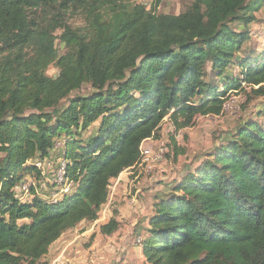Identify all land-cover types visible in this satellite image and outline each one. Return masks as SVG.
Returning <instances> with one entry per match:
<instances>
[{"label": "trees", "instance_id": "16d2710c", "mask_svg": "<svg viewBox=\"0 0 264 264\" xmlns=\"http://www.w3.org/2000/svg\"><path fill=\"white\" fill-rule=\"evenodd\" d=\"M44 1L0 0V264H44L63 234L96 221L111 181L141 163L143 142L160 138L166 117L182 130L224 114L229 92L264 98V53H241L264 0H191L180 14L158 13L162 0L151 9L56 0L64 12L83 11L85 27L40 20L31 9ZM84 85L94 92L73 96ZM172 140L168 153L184 154ZM205 156L155 202L135 245L147 264H264V113L242 119ZM63 160L70 193L54 201L36 185L20 198L25 179L43 180L37 162H53L55 176ZM118 228L112 218L100 231Z\"/></svg>", "mask_w": 264, "mask_h": 264}, {"label": "rangeland", "instance_id": "374dc122", "mask_svg": "<svg viewBox=\"0 0 264 264\" xmlns=\"http://www.w3.org/2000/svg\"><path fill=\"white\" fill-rule=\"evenodd\" d=\"M153 1L154 0H140L139 2L146 5L148 9H151ZM42 3L43 4H41L38 8L31 9V13L34 16L38 17L40 20L46 19V16L49 17L57 16V17H61L62 20H64L68 25H71L73 27H85L86 25H88V20L86 19L85 14L81 10H76L73 12V10L70 9L67 12H64L60 9V4L56 0H52V1L47 0ZM190 5H191V0H162L161 5L157 9V12L164 14H180L181 12H184ZM256 16H257V20L252 22L248 27V31L250 32V38L243 45V48L241 50V53L243 55L250 54L252 56L259 57L261 56V54L264 53L263 6L261 7L260 11L257 12ZM238 26L239 25L235 24V27ZM56 34L60 36L62 34V29L59 28L56 31ZM56 45L59 50V53L64 54L66 48L64 44L60 41V39L56 41ZM233 69H234V76H239L241 72L240 68L238 66H235ZM58 72L59 69L55 65H51V67L48 69L49 76L56 77ZM222 84L223 82L222 83L220 82L221 87ZM92 92H94V89L91 87V85H84L83 88H81V90L79 91H76L73 94V96H79L85 94L87 95ZM250 96L243 90L240 91L235 90L229 92L227 95V102H226L227 107L225 109L224 114L219 116H206V117L201 116L198 118L194 126L187 127L179 131L171 130V127H173L174 125L170 121V118L166 117L165 120L169 119V121L164 123V127L162 126L161 129V131L162 130L164 131V136L166 137L163 139L164 140L163 142L169 145L170 144L169 139L171 135L176 136L175 140H178L177 142L180 143V147L184 148L185 151L188 153V160L189 158L196 159L197 156H200L201 154L206 155V153H208L209 151L215 150L214 148L217 145L222 144L224 141L221 140L222 137L226 136V134L229 133L230 131L236 129L242 119L244 120L252 119V118L255 119L260 113H264V98L250 97ZM67 103L68 100H64L62 105L66 106ZM90 132L92 133L94 131L92 130ZM90 132L86 133V135H89ZM158 145L159 143L155 145L152 144L151 146H155L156 149L158 148ZM177 155L178 154L176 150L173 151L171 150V152L168 153V156L166 155L165 159H163L159 163V168L155 170V173L156 172L159 173L157 175H159L160 177H165V179L169 181L168 182L169 185L177 181V178L173 177L177 169L173 168L172 166H175L176 164L178 165V162L186 157L185 154L184 155L180 154L178 156L179 157V161H178ZM55 170H56V166L52 162H49V164L45 166L44 175L42 174L41 177L43 178V180L42 182L40 181V183H45L46 188H43V186H41V184L38 182L36 187L38 193L41 196L42 194L50 193L47 191L49 188H51L48 185H51L53 183L52 181L54 179ZM31 178L35 180L36 174L34 173L33 175H31ZM149 178L150 177H148V179ZM129 186L130 184H128V187ZM170 189L171 191L168 192L167 196H169L172 192V188ZM29 193L30 192L22 193L19 190L17 191V194L20 196L22 200H26V199L29 200L30 199ZM134 193L135 191L131 189V194L128 195L127 193V196L125 197V199H122V202L119 203L117 202V204L115 203L112 205L115 206L120 204L119 207H113L114 211H112V213L114 214V216H117V213H120V210L123 209L122 207L123 205L127 204L128 206V202H127L128 200L130 204L133 200H135V198H132ZM51 194L52 195L48 196L47 198H53L54 194L52 192ZM137 200L138 199H136V201ZM93 236L94 239L88 238L90 240L84 243V246L86 248H88L93 242H98L101 244L104 243L105 241H108V237L102 235L101 233L98 234L95 233ZM81 244H83V240H81ZM117 254H121V252L118 251ZM90 256L91 255H89V257ZM93 261H94L93 259L89 258V262L92 263ZM122 261L123 260L120 259L119 263H121Z\"/></svg>", "mask_w": 264, "mask_h": 264}, {"label": "crops", "instance_id": "0c3cea01", "mask_svg": "<svg viewBox=\"0 0 264 264\" xmlns=\"http://www.w3.org/2000/svg\"><path fill=\"white\" fill-rule=\"evenodd\" d=\"M241 56L243 57L242 54ZM232 72H234V69H232ZM168 121L169 119H166L164 123ZM171 130L176 131V128L173 126L171 127ZM226 136L222 137L221 140H224ZM164 138L166 137L162 130L159 139H148L143 142V145L151 146L152 144L164 143ZM172 139H176V136L171 135L169 139L171 143L173 141ZM175 141L177 142L178 140ZM177 144L180 147V143L177 142ZM212 151H209L208 153H212ZM184 154L186 157L180 161L178 157L180 154H178V165L176 164L175 166H172L177 169L173 176L174 178H177V181H179L188 171L198 166V164L206 157L204 154H201L200 156H197L196 159L189 158L188 160V153L185 151ZM49 162L51 161L44 162L43 170ZM134 174H136V177L133 179L132 176ZM157 174L159 173L154 172L152 175L147 174L144 169V164H139L134 170L128 169L121 173L119 177L114 178L111 181L109 199L107 203L102 206L98 219L94 222L83 221L76 228L63 234L61 238L52 244L44 259L49 260L60 257L64 260L65 264H147L142 247L135 245L134 243V234L141 235L144 238L148 235L150 219L154 215L155 202L161 198H165L168 192L171 191L170 188L172 183L169 185V181L166 180L165 177H160ZM148 177L150 178L148 179ZM40 184L43 188H46L45 183ZM128 184H130L129 187ZM131 189L135 191L132 196L135 200H133L131 204L128 200V206L127 204L123 205V209L120 210V213H117V216H114L112 213V211H114L113 207H119L120 204L115 206L112 205L115 203L117 204V202H122V199H125L127 193L128 195L131 194ZM49 190L50 188L47 191H52V193H54L56 189ZM43 195L46 198L50 196L48 193ZM59 195L62 196L63 194ZM136 199L138 200L136 201ZM113 217H115L119 223L118 230L112 235H105L108 237V241L101 244L93 242L88 248H86L84 243L90 240L88 238L94 239L93 235L95 233H101L100 227L108 223ZM21 222L25 223L29 222V220H23ZM78 230L81 231L79 232ZM81 240H83V244H81ZM118 251H120L121 254H117ZM89 255L91 256L89 257ZM88 257L94 261L92 263L89 262ZM120 259L123 260L121 263H119Z\"/></svg>", "mask_w": 264, "mask_h": 264}, {"label": "built area", "instance_id": "2783aa9c", "mask_svg": "<svg viewBox=\"0 0 264 264\" xmlns=\"http://www.w3.org/2000/svg\"><path fill=\"white\" fill-rule=\"evenodd\" d=\"M226 104H225V109H226ZM64 143L62 141H58L56 143V148L61 149L63 148ZM152 147V148H151ZM145 146L142 145L141 150H142V160L140 164H144V169L147 172V174L152 175L154 174L155 170L159 168V163L165 159L166 154L168 153V145L166 143H160L158 145V148L155 149V146ZM36 165L39 168H44V163L42 162H37ZM53 184H58L59 190H55L56 192L53 195V200L57 201V198L59 194H66L70 193L73 182L70 181L68 178H66V162L63 160L59 164V167L55 173L54 179H53ZM36 180H33L31 177L25 179V181L19 186V191L24 193V192H29L31 186H36ZM141 237H138L137 241L138 243L141 242ZM44 264H65L64 260L60 257L54 258V259H49L46 260Z\"/></svg>", "mask_w": 264, "mask_h": 264}]
</instances>
